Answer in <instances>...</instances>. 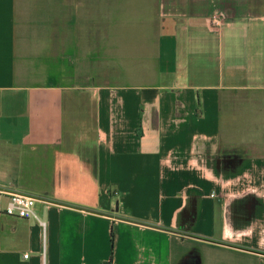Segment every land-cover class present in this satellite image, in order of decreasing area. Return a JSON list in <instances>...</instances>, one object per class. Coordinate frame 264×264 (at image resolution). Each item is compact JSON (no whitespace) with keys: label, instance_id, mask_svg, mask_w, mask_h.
I'll use <instances>...</instances> for the list:
<instances>
[{"label":"crops","instance_id":"1","mask_svg":"<svg viewBox=\"0 0 264 264\" xmlns=\"http://www.w3.org/2000/svg\"><path fill=\"white\" fill-rule=\"evenodd\" d=\"M0 186V264H264V0H0Z\"/></svg>","mask_w":264,"mask_h":264},{"label":"built area","instance_id":"2","mask_svg":"<svg viewBox=\"0 0 264 264\" xmlns=\"http://www.w3.org/2000/svg\"><path fill=\"white\" fill-rule=\"evenodd\" d=\"M210 28L212 30H218L224 22V17L221 14L214 13L208 18ZM6 198L5 213L10 217L30 219L34 218L38 220L43 227H46V223L42 221L37 212L38 198L34 195L11 191L0 186V200ZM28 257V255H26ZM105 264H114L113 261H109Z\"/></svg>","mask_w":264,"mask_h":264},{"label":"trees","instance_id":"3","mask_svg":"<svg viewBox=\"0 0 264 264\" xmlns=\"http://www.w3.org/2000/svg\"><path fill=\"white\" fill-rule=\"evenodd\" d=\"M112 241H113V244H114V235H113V237H112Z\"/></svg>","mask_w":264,"mask_h":264},{"label":"rangeland","instance_id":"4","mask_svg":"<svg viewBox=\"0 0 264 264\" xmlns=\"http://www.w3.org/2000/svg\"><path fill=\"white\" fill-rule=\"evenodd\" d=\"M1 202V201H0ZM0 206H1V203H0Z\"/></svg>","mask_w":264,"mask_h":264}]
</instances>
